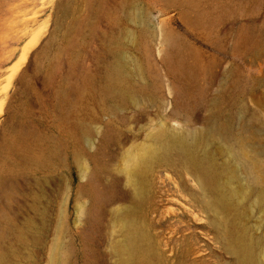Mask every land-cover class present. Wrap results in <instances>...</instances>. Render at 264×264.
<instances>
[{"label":"rangeland","instance_id":"rangeland-1","mask_svg":"<svg viewBox=\"0 0 264 264\" xmlns=\"http://www.w3.org/2000/svg\"><path fill=\"white\" fill-rule=\"evenodd\" d=\"M262 188L264 0H0V264H264Z\"/></svg>","mask_w":264,"mask_h":264},{"label":"bare ground","instance_id":"bare-ground-1","mask_svg":"<svg viewBox=\"0 0 264 264\" xmlns=\"http://www.w3.org/2000/svg\"><path fill=\"white\" fill-rule=\"evenodd\" d=\"M25 51H26V49H25ZM27 52V51H26ZM25 52V53H26ZM172 52V51H171ZM24 53V54H25ZM134 71H135V74H136V76L137 77H141L142 78V68L140 67V65H138V64H135V66H134ZM195 76V75H194ZM187 79V78H186ZM194 88V87H193ZM130 91V90H129ZM174 97V96H173ZM207 118V117H206ZM206 122V121H205ZM203 123V122H202ZM201 123V124H202ZM204 124V123H203ZM202 124V125H203ZM207 126V125H206ZM202 132L204 133V134H206V136H209V137H213L212 136V132H214V129L212 128V127H207V128H203L202 129ZM222 133L219 131L218 132V137L220 138V139H225L224 138V136L223 135H221ZM196 135H198V133H196ZM239 143V145H240V152L239 153H237L238 154V156H240V157H242V155L244 156V153H245V151H247V149L249 148L250 149V146H248L246 143H244V142H242V141H239L238 142ZM237 143V144H238ZM250 145V144H249ZM251 148H252V146H251ZM176 151H178V152H180V153H184L185 151H186V149H184V143H179L177 146H176V149H175ZM233 152V151H232ZM237 156V155H236ZM255 159V158H254ZM254 159H250V161H249V166H248V171H249V173H250V175H251V177L254 179V181H257V182H260L262 179H263V169H260L259 168V166H258V164L255 162V160ZM243 168V167H242ZM259 169V170H258ZM243 170V169H242ZM205 171V172H204ZM258 171L260 172V173H258ZM243 172H244V170H243ZM245 173H247V172H245ZM203 174H204V179H205V181H206V183H207V185L209 186V181L212 179V177H211V175H210V173L207 171V170H203ZM246 185V184H245ZM212 188V187H211ZM213 189V188H212ZM216 187H214V190L216 191ZM259 193H260V195L261 196H263L264 197V189L262 188V189H260L259 190ZM218 200V199H217ZM222 205H223V207H227L228 206V203H226V201L225 200H223L222 199ZM236 243L240 246V248H241V250L243 251V253L248 257V260H249V262H251V264H255V259H254V257H253V252H252V247H251V245L249 244V245H244L243 244V238H242V236H241V234H239V235H237V237H236ZM264 255V254H263ZM55 263V256L53 255V253H52V256H51V260H50V264H54Z\"/></svg>","mask_w":264,"mask_h":264}]
</instances>
